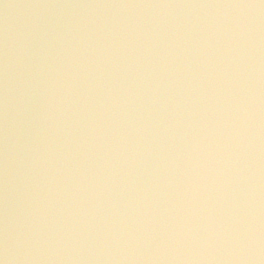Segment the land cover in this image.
<instances>
[{
	"label": "water",
	"instance_id": "1",
	"mask_svg": "<svg viewBox=\"0 0 264 264\" xmlns=\"http://www.w3.org/2000/svg\"><path fill=\"white\" fill-rule=\"evenodd\" d=\"M0 264H264V0H0Z\"/></svg>",
	"mask_w": 264,
	"mask_h": 264
}]
</instances>
